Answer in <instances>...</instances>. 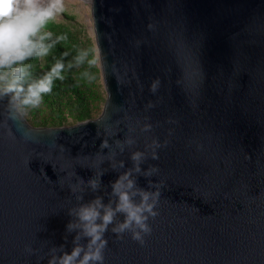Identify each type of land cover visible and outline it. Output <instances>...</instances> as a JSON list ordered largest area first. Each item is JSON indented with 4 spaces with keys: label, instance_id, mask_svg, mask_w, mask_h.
I'll return each instance as SVG.
<instances>
[{
    "label": "water",
    "instance_id": "obj_1",
    "mask_svg": "<svg viewBox=\"0 0 264 264\" xmlns=\"http://www.w3.org/2000/svg\"><path fill=\"white\" fill-rule=\"evenodd\" d=\"M91 19L98 118L35 127L0 89V264H79L97 200L102 264H264V0H91ZM124 176L134 204L158 194L144 244L115 231Z\"/></svg>",
    "mask_w": 264,
    "mask_h": 264
},
{
    "label": "clouds",
    "instance_id": "obj_2",
    "mask_svg": "<svg viewBox=\"0 0 264 264\" xmlns=\"http://www.w3.org/2000/svg\"><path fill=\"white\" fill-rule=\"evenodd\" d=\"M61 7L59 0H51L47 4L41 3V0H0V69H7L13 65H22L23 61L34 55H45L47 53L48 46H45L42 42L45 36L39 35V33ZM62 67V64H56L52 68L51 73L30 85L24 103L37 106L40 103L42 94L51 91L53 77H60ZM24 75V68L17 66L12 72V83L7 90L23 91L21 82ZM60 78L62 79V77ZM138 158L139 154L134 157V159ZM127 179V176L121 177L120 181L114 185L120 200L117 210L126 213L127 216L126 222L121 224L115 231L122 232L135 225L139 231H134L133 239L144 244V235H148L152 231L151 227L146 223L147 216L144 214L157 215L153 208L155 207V197L158 194L142 193V204L136 205L130 199L129 193L122 191L125 187L127 189L133 187V182L130 180L127 185L124 184ZM150 199L153 200L152 203H149ZM100 206V201L97 200L94 204L80 209V220L85 224L86 235L91 237L90 249L92 245L98 246L95 251L90 250L85 254L79 264H90V261H99L102 264L104 242L101 237L107 225L111 223L114 212L111 209H107L102 217L103 223L97 224L96 221L100 218V212L98 211ZM81 251L82 249L79 247L74 249L70 255L64 257L62 264H74Z\"/></svg>",
    "mask_w": 264,
    "mask_h": 264
},
{
    "label": "trees",
    "instance_id": "obj_3",
    "mask_svg": "<svg viewBox=\"0 0 264 264\" xmlns=\"http://www.w3.org/2000/svg\"><path fill=\"white\" fill-rule=\"evenodd\" d=\"M39 35L45 36L42 42L48 46L47 53L34 55L23 61L22 65L0 69V89L20 100V108L26 111L28 122L35 127H61L68 119L76 125L99 117L106 99L95 90L94 82L90 83L94 69L93 46L87 53L72 28L53 19L47 22ZM58 63L63 65L60 71L62 79L53 77L51 91L42 94L37 106L25 104L28 87L51 73ZM17 66L24 68L25 75L21 82L23 91H8L13 79L12 72Z\"/></svg>",
    "mask_w": 264,
    "mask_h": 264
},
{
    "label": "rangeland",
    "instance_id": "obj_4",
    "mask_svg": "<svg viewBox=\"0 0 264 264\" xmlns=\"http://www.w3.org/2000/svg\"><path fill=\"white\" fill-rule=\"evenodd\" d=\"M60 5L62 6L60 10L55 14L52 18L57 23H64L69 25L73 32L77 35L79 42L82 44V47L87 49V53L91 46H93V56L94 61L92 65L94 69L92 70L93 76L90 78L93 86H95V90L99 91L101 96L106 99V93L103 86V81L100 72V64L99 57L96 48V43L94 40V36L91 30V3L86 0H59ZM91 20V21H90ZM17 101L18 98H16ZM102 106V111H103ZM25 117L27 118L28 114L22 108L21 109ZM102 112L99 114V116ZM98 118V116L96 117ZM75 125L71 119L65 123L64 126H72Z\"/></svg>",
    "mask_w": 264,
    "mask_h": 264
},
{
    "label": "bare ground",
    "instance_id": "obj_5",
    "mask_svg": "<svg viewBox=\"0 0 264 264\" xmlns=\"http://www.w3.org/2000/svg\"><path fill=\"white\" fill-rule=\"evenodd\" d=\"M86 1L91 3V0H86ZM50 2H51V0H41V3H44V4H47V3H50Z\"/></svg>",
    "mask_w": 264,
    "mask_h": 264
}]
</instances>
